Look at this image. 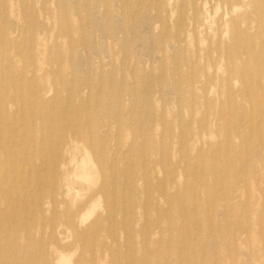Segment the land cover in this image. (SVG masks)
Wrapping results in <instances>:
<instances>
[{
  "label": "rangeland",
  "instance_id": "1",
  "mask_svg": "<svg viewBox=\"0 0 264 264\" xmlns=\"http://www.w3.org/2000/svg\"><path fill=\"white\" fill-rule=\"evenodd\" d=\"M0 82V264H264V0H0ZM77 88L90 186L22 153L48 156ZM51 179L96 212L49 234Z\"/></svg>",
  "mask_w": 264,
  "mask_h": 264
},
{
  "label": "bare ground",
  "instance_id": "2",
  "mask_svg": "<svg viewBox=\"0 0 264 264\" xmlns=\"http://www.w3.org/2000/svg\"><path fill=\"white\" fill-rule=\"evenodd\" d=\"M35 1V0H34ZM79 1V0H77ZM120 1V0H119ZM116 3V2H115ZM123 8V6H122ZM100 10V9H99ZM123 10H121L122 12ZM104 12V11H103ZM102 12V13H103ZM168 12V11H167ZM79 14V13H78ZM123 15V13H122ZM206 15V14H205ZM147 16V15H146ZM99 17V16H98ZM80 18V17H79ZM229 18V17H228ZM100 19V17H99ZM119 20V19H118ZM181 21V17L178 20V25ZM98 23V22H97ZM149 23V22H148ZM123 24V23H122ZM150 24V23H149ZM148 24V26L150 27V25ZM15 25V24H14ZM147 26V27H148ZM127 27V25H126ZM123 29V28H122ZM152 30V29H150ZM94 31V30H93ZM121 31V30H120ZM124 31V29H123ZM203 34V33H202ZM102 35V33H101ZM124 40V39H123ZM223 40V39H222ZM227 40V39H226ZM96 45V44H95ZM251 46V45H250ZM97 47V45H96ZM124 51V49H123ZM96 54V53H95ZM94 56V55H93ZM155 59V58H154ZM85 62V61H84ZM88 62V61H87ZM24 63V62H23ZM11 64V63H10ZM84 65V64H83ZM89 66V65H88ZM123 68V66H122ZM84 69V68H83ZM94 71V70H93ZM24 72V71H23ZM50 72V71H49ZM88 72V69H87ZM94 74V73H93ZM89 76V74H88ZM92 78V76H91ZM22 80V79H21ZM95 80V79H94ZM10 82L14 85L13 81L10 79ZM85 82V81H84ZM73 84V83H72ZM98 83L94 84L97 85ZM20 85V84H19ZM74 85V84H73ZM17 86V85H15ZM122 86V85H121ZM4 85H2V82H0V109H5V107L8 106V104L11 101H7L6 97L3 95V89H4ZM83 87V86H82ZM86 87V86H85ZM89 88V87H88ZM141 88V87H140ZM94 89V88H93ZM86 90V89H85ZM90 90V89H88ZM87 90V91H88ZM101 90V89H100ZM89 92V91H88ZM95 92V91H94ZM105 92V90H104ZM90 93V92H89ZM106 93V92H105ZM146 93V92H145ZM144 93V94H145ZM68 94V93H67ZM147 95V94H146ZM67 97V96H66ZM88 97V96H87ZM93 97V96H91ZM80 93H79V89H74L73 93H72V98L71 99H65L66 101L63 102V114H65L64 117V126L63 128H61V125L59 126V128L55 129V127L53 126V128H50L51 131V135L52 137L48 140V142L46 143V145L49 146V151H48V156L44 157L43 155H41L40 151H38L37 153H33L32 151H26L24 149H22V153L24 155V157L26 158H34L36 160H38L41 165H45V169L50 170L52 173H56L58 171V168H61L65 171L68 170L69 167H73L74 170H76L77 168H79L80 172H78L79 174V178L78 179H82L84 182H86V184L88 186H90V184H94V181H92V175L89 172L88 169V163H87V159H86V152L87 150L85 149V146H83L82 143L85 142V135L87 134V131H89V137L90 139H94L96 137V130L94 129V124L91 122L89 123V126H84L83 127V116L85 114V109L83 106V101H81L80 99ZM89 98V97H88ZM89 102V101H88ZM89 104V103H88ZM146 112V111H145ZM61 113V112H60ZM115 115V114H114ZM119 116V115H118ZM146 116V115H145ZM114 118V117H113ZM55 119V115H51V123L53 122V120ZM113 121V120H112ZM139 123V122H138ZM56 130L60 131L61 135H58V137H55V134L57 135V133H55ZM256 130V129H255ZM46 134V133H45ZM54 137V139H53ZM97 138V137H96ZM2 140V137L0 138V141ZM47 141V140H46ZM77 144H82L81 146V150H83V157L82 159L78 162L75 163L76 159H75V155L73 154V146L77 145ZM85 144V143H84ZM188 144V143H187ZM198 145V144H197ZM16 146L9 144V141L7 140L6 143L0 142V153L4 156H11L14 155V153L16 152ZM195 147V146H194ZM44 148V147H42ZM31 149V148H30ZM39 150V149H38ZM129 154V153H128ZM124 157V155H123ZM92 160V159H91ZM116 160V159H115ZM47 164V165H46ZM9 166V160H4L2 162V160H0V185L1 182H6L10 177H12V172L10 170H8ZM27 166V165H26ZM7 167V168H6ZM32 173L31 176L35 175L37 176V171L35 170V168L33 167L32 169ZM254 170V168H253ZM115 172V171H114ZM75 173V172H74ZM131 173V172H130ZM128 178V177H127ZM70 179V178H69ZM68 179V180H69ZM40 180V179H39ZM68 180L64 181V185H66V187H68L69 182ZM74 180V179H73ZM76 180V179H75ZM125 183V182H124ZM38 184L41 185V182L37 181L35 183V189L39 186ZM113 184L114 181H113ZM129 184V183H128ZM43 185V184H42ZM127 185V184H126ZM125 185V186H126ZM131 185V184H130ZM6 186V184H4V186L2 188H0V192L1 193H5L7 190L4 188ZM33 186V187H34ZM45 186V185H44ZM55 181L53 179L46 181V190L44 192V194L42 193H35V196L32 198L36 203H34V205L37 207L39 206L40 208L46 205L47 208V212L50 214L49 218L47 220L48 222V231L49 234H53L54 232L59 231L61 228H64L63 225L59 222V218H63L66 222L68 220H72L75 222V219H77L78 215H80L84 208L86 207V203H81L78 205H75L76 202L78 201V194L76 193L74 197L70 196V190L69 188H67V190H65L63 193H60L57 188L55 189ZM128 186V185H127ZM24 187V186H23ZM120 187V186H119ZM131 187V186H130ZM127 188V187H126ZM32 189V188H31ZM129 189V188H128ZM34 190V188H33ZM124 190V189H123ZM74 191V190H73ZM8 192V191H7ZM126 192H128V190H126ZM132 192V191H131ZM7 194V193H6ZM5 194V196H6ZM129 194V192H128ZM248 194V193H247ZM9 195V194H7ZM101 195V190L100 189H96L95 192L92 193V200H94L95 198L99 197ZM130 195V194H129ZM9 197V196H8ZM114 198V196H113ZM3 199V197H2ZM121 199V198H120ZM114 200V199H113ZM158 200V199H157ZM91 201L88 200L87 203ZM128 201V200H127ZM81 202V201H80ZM96 202L97 199L92 203L91 205V209L88 212V217H90L94 212H96ZM108 201H106V206L104 207L105 211L109 210L110 205L109 203H107ZM114 202V201H113ZM1 203V201H0ZM99 204V203H98ZM124 205V204H123ZM27 206V205H25ZM31 207V206H30ZM30 209V208H29ZM124 209V208H123ZM122 209V210H123ZM34 210V209H33ZM134 210V209H133ZM38 212H41V209L37 210ZM124 212V211H123ZM26 213V212H25ZM122 213V212H121ZM133 213V212H132ZM33 214V213H32ZM31 214H29L30 216ZM28 217V214L26 215ZM85 214H81V216L79 217V221L80 224L86 219ZM32 217V216H31ZM30 217V219H32ZM107 218H111L110 214H107ZM35 219V218H34ZM34 219H32L31 221H33ZM44 220V219H43ZM28 221V220H27ZM35 221V220H34ZM46 221V220H44ZM128 222V221H127ZM30 223V220H29ZM27 224V223H26ZM93 225L95 226V223L93 222ZM26 228V226H25ZM93 228V227H92ZM94 230V229H93ZM97 231L96 228L93 231H89L88 235H92V236H96L97 235ZM83 233H80V236L74 238V241L69 245L72 250L76 249L74 244L76 242V240L78 239L81 242L82 245V250L83 249H89V247H86L83 239L84 236ZM100 235V234H99ZM112 232L108 233V236H112ZM102 238V237H101ZM29 239V238H28ZM30 240V239H29ZM78 245V244H77ZM243 247V246H242ZM73 250V251H74ZM91 250V249H89ZM244 250V249H243ZM245 252V251H244ZM246 255V254H245ZM117 256V255H116ZM59 264H72L70 257H66L64 256L62 253H60V259H59Z\"/></svg>",
  "mask_w": 264,
  "mask_h": 264
}]
</instances>
